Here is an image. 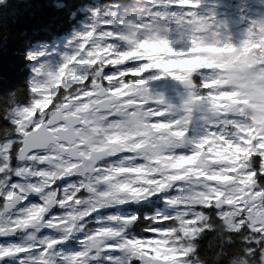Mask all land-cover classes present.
Here are the masks:
<instances>
[{"label": "snow or ice", "instance_id": "obj_1", "mask_svg": "<svg viewBox=\"0 0 264 264\" xmlns=\"http://www.w3.org/2000/svg\"><path fill=\"white\" fill-rule=\"evenodd\" d=\"M144 2L150 9L140 21L144 30L159 17L172 34L177 26L170 61L205 55L197 46L251 49L264 69V17L252 19L233 43L214 15L201 14L205 0ZM135 6L136 0L99 6L106 10L95 11L58 69H34L26 104L0 96V264H104L121 256L125 264H264V133L249 134L254 126L242 105L229 102L234 90L213 83L223 78L213 67L169 73L143 68L148 58L121 61L129 49L118 33ZM165 78L185 85L179 107L150 87ZM196 119L203 124L194 136ZM123 132L138 133L129 145L142 146L88 158L92 145ZM79 141L76 153L60 147ZM237 146L248 153L238 160ZM188 158L182 177L163 166ZM118 169H144L152 183L134 171L116 175ZM128 183L147 191L118 192ZM156 203L150 214L142 210ZM206 232L214 240L198 252Z\"/></svg>", "mask_w": 264, "mask_h": 264}, {"label": "trees", "instance_id": "obj_2", "mask_svg": "<svg viewBox=\"0 0 264 264\" xmlns=\"http://www.w3.org/2000/svg\"><path fill=\"white\" fill-rule=\"evenodd\" d=\"M111 2L112 0H9L0 8V96L12 94L13 100L21 105L26 104L29 99L28 81L37 64V59L32 61L26 58L29 51L37 54V51L40 52L45 47L57 48L60 44L66 43L88 23H92L93 15L98 8L100 11L106 10L99 6ZM143 4H145L144 0H136V6L128 8L127 14L133 12L134 9L138 12V8ZM250 8L259 7L250 4L247 0H205L200 11L211 12V15L216 16V24L221 31L226 26L222 20L237 23L242 29L249 26L253 16ZM260 10H262L261 7ZM262 17L264 15L259 18ZM224 56L230 57L227 62L238 69L243 68L244 60L250 59L251 66L242 70L241 74L257 86L263 83L262 75H260L263 69L257 68L260 61L256 59L251 49L246 52L224 51L221 55V62L225 60ZM156 66L161 69L164 67L160 60ZM196 67H200V64L193 67L176 63L173 68H170L169 73H172L173 69L185 71ZM253 68L257 70L247 75L248 70ZM234 71L237 72V70ZM173 75L176 74L173 73ZM256 109L259 108L255 107L252 102L245 106L244 111L250 121ZM2 126L3 123L0 122V127ZM251 135H257L255 127ZM234 151L239 153L237 160L248 154L247 150L241 151L239 148ZM160 206L159 203L146 205L142 210L150 214L154 208ZM219 234L218 229L216 235ZM211 240H214L212 232L202 234L198 240L200 247L197 251L203 252L208 248ZM166 252L165 248L160 255L164 256ZM136 264H139V261ZM197 264H207V260L201 259L197 261Z\"/></svg>", "mask_w": 264, "mask_h": 264}, {"label": "rangeland", "instance_id": "obj_3", "mask_svg": "<svg viewBox=\"0 0 264 264\" xmlns=\"http://www.w3.org/2000/svg\"><path fill=\"white\" fill-rule=\"evenodd\" d=\"M262 4H264V0H258ZM256 8V9H249L252 13V19H258L259 17L264 15V7ZM202 15L208 16L211 15V12H205L200 11ZM150 13V9L148 7H145V4L140 6L137 9H134L133 12L130 14H127L125 17V22L123 23V26L120 28V31L118 33L120 39L126 44L129 51L124 54L121 57V61L128 60V59H142V58H148L151 63L143 65V68H152L157 67L158 60H160L161 63L164 65V70L169 72L170 68H173L176 63H178L181 66L184 65H191L195 66L197 64H200V66H210L214 69L218 70L222 74V79H219L218 81H214V84H218V86H227L232 85L234 88V91L228 96V100L232 105L240 104L243 106L242 110L244 111L245 106L249 103H253L254 106L259 109H256L253 116H251V122L252 125L255 127V132L257 135H260L261 133H264V119L258 118L257 114H264V69L260 72V75H262L261 81L263 83H259L257 86L256 83H254L252 80H248L244 77V75L241 74L243 72L242 70H245L249 66H251L252 62L250 59L244 60L243 68H235V66L229 65L227 60H224L221 62V55L223 54V50L215 47H207V48H201L197 46L194 51L200 52L203 51L206 54L205 55H197L194 57L189 58L188 60L183 61H176V60H169L168 57L172 56L174 53L178 51L177 48H174L170 44V40L173 38H179V31L177 30V26L175 24H172L171 27L173 28V34L169 31L168 21L166 18L159 17L153 20L150 27L147 28V30H144V26L140 23L141 18ZM217 17L215 16V22ZM222 23L224 24L223 28L220 33L222 36L227 35L231 36L233 43H239V41L244 37V34L246 32V29L249 26H246L244 29L240 28V25L233 22H226L222 20ZM91 23H88L82 30L78 31L76 35L66 41L64 44H60L57 48H47L45 47L43 50L37 51V64L36 67H39L41 65H46L51 70L58 69L59 66H61L64 63V56L65 55H72L75 49L76 45V38L81 35L86 28ZM143 37V38H141ZM231 52H235V50H230ZM226 63V64H225ZM225 64V65H224ZM35 67V68H36ZM193 68H190L191 70ZM234 70H237L239 72L240 78L238 82L233 84L232 78L230 77L229 73L233 72ZM253 90L254 92H252ZM53 97V101H54ZM182 95L180 93L174 92V89H170V99L172 101H175V104L177 102L179 104H182ZM47 110V109H46ZM45 110V111H46ZM178 115V114H177ZM202 122H198L196 119L192 125L193 129V135H199V131L201 128ZM253 131V128L249 130V134L251 135ZM236 148H239L237 146ZM222 156V154H221ZM192 163L191 158L185 159V160H177L169 162V169H173L177 173V177H182L183 175H186L187 173H181L180 169H183L187 167L189 164ZM189 171H193L192 169H189ZM16 179V177H13ZM224 179H230V178H221ZM121 188L118 189V192H130V194L134 196H140L143 194V192H146L147 189L140 190V189H133L132 184H124L123 186H120ZM102 211V210H101ZM165 247L160 246L159 254H161L162 250H164ZM95 264V262H93ZM104 264H124V258L117 257L116 260H105Z\"/></svg>", "mask_w": 264, "mask_h": 264}, {"label": "flooded vegetation", "instance_id": "obj_4", "mask_svg": "<svg viewBox=\"0 0 264 264\" xmlns=\"http://www.w3.org/2000/svg\"><path fill=\"white\" fill-rule=\"evenodd\" d=\"M162 69L164 70V68H162ZM165 72H167V71H165ZM162 80L163 79L156 81L150 85L153 93L162 95L164 97L166 103H169V104H172V105L179 107L181 104H179L178 102H177V104H175V101H172L170 99V89L171 90H173V89L169 88V87H164V85L161 83ZM85 83H86V81H85ZM174 92L180 93L182 96H184L186 94V91L174 90ZM53 103H55V98H54ZM49 108H51V104L49 105ZM197 120H198V122H202L199 119H197ZM53 131H61V130H53ZM137 134L138 133H134V132L113 133L112 137L107 141L106 144L92 145L91 149L89 151V154H88V158H90L93 154L108 155V154H111V151H113V150H120V149L129 148V147H140V146H142L143 142H137V145H135V146L129 145V141L134 139ZM82 142L83 141L74 142V143H71L70 146L69 145H60V147L62 149H64V151H67L69 153H76L77 150L79 149L80 143H82ZM103 155H101V158H103ZM163 166L168 167L169 162H165ZM75 167H77V166L74 164L68 165V167L65 169V171H71ZM132 171L135 172V177L137 180H140L144 183H152L151 181H148L146 179V177L150 173H148L144 169H140V170L118 169V170H115V174L116 175H122L125 172H132ZM13 179H15V178H13ZM72 179L73 178H69V179H67V181L71 182ZM61 187H63V185H61ZM120 188L121 187H119L118 189H120ZM108 195H112V193H108Z\"/></svg>", "mask_w": 264, "mask_h": 264}, {"label": "water", "instance_id": "obj_5", "mask_svg": "<svg viewBox=\"0 0 264 264\" xmlns=\"http://www.w3.org/2000/svg\"><path fill=\"white\" fill-rule=\"evenodd\" d=\"M247 1L250 4H253L254 6L259 7V8L263 6V4L258 0H247ZM8 2L9 0H4V2L0 4V8L6 5ZM161 83L164 85V87L173 88L177 91H186L184 83L181 81H177L173 78H165L161 81ZM69 178H72V177H64L62 179L67 180Z\"/></svg>", "mask_w": 264, "mask_h": 264}, {"label": "clouds", "instance_id": "obj_6", "mask_svg": "<svg viewBox=\"0 0 264 264\" xmlns=\"http://www.w3.org/2000/svg\"><path fill=\"white\" fill-rule=\"evenodd\" d=\"M145 7L149 8V6L146 3H145ZM233 55H235V54H233ZM223 59L228 60V59H230V57L224 56ZM256 70H257L256 68H253L251 70H248V72L246 74L247 75H251ZM229 75L232 78L233 84H235L236 82H238L241 74L239 72L233 71V72H230ZM227 86L231 87L234 90L232 85H227ZM257 116H258V118L264 119V114L258 113Z\"/></svg>", "mask_w": 264, "mask_h": 264}]
</instances>
